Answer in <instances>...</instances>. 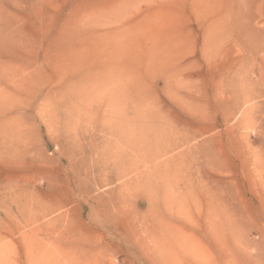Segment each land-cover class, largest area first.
Returning <instances> with one entry per match:
<instances>
[{"label":"rangeland","instance_id":"rangeland-1","mask_svg":"<svg viewBox=\"0 0 264 264\" xmlns=\"http://www.w3.org/2000/svg\"><path fill=\"white\" fill-rule=\"evenodd\" d=\"M0 264H264V0H0Z\"/></svg>","mask_w":264,"mask_h":264}]
</instances>
